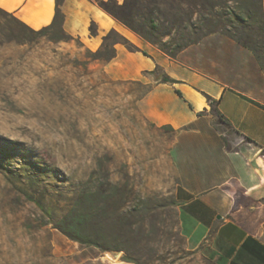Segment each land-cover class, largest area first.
<instances>
[{
	"label": "crops",
	"instance_id": "crops-1",
	"mask_svg": "<svg viewBox=\"0 0 264 264\" xmlns=\"http://www.w3.org/2000/svg\"><path fill=\"white\" fill-rule=\"evenodd\" d=\"M0 8L37 30L52 22L56 3L0 0ZM61 9L64 31L91 49L114 29L147 54L116 45L115 57L101 65L113 92L124 84L109 122L113 116L119 124L114 132L123 134L125 155L137 146L126 163H139L130 168L140 171L146 192L172 196L187 246L215 264H264V86L253 83L251 54L211 35L171 59L92 0H64Z\"/></svg>",
	"mask_w": 264,
	"mask_h": 264
},
{
	"label": "rangeland",
	"instance_id": "rangeland-1",
	"mask_svg": "<svg viewBox=\"0 0 264 264\" xmlns=\"http://www.w3.org/2000/svg\"><path fill=\"white\" fill-rule=\"evenodd\" d=\"M91 48L78 38L0 46V264H135L123 261L122 252L113 262L105 252L81 250L54 226L99 164L111 182L159 201L157 217L143 219V237L128 258L215 264L187 246L172 196L148 194L140 171L130 168L139 163H126L137 146L125 155L123 134L114 132L113 116L109 122L124 84L113 92L103 63L89 61ZM255 65L253 83L264 86V70Z\"/></svg>",
	"mask_w": 264,
	"mask_h": 264
},
{
	"label": "trees",
	"instance_id": "trees-1",
	"mask_svg": "<svg viewBox=\"0 0 264 264\" xmlns=\"http://www.w3.org/2000/svg\"><path fill=\"white\" fill-rule=\"evenodd\" d=\"M63 1L55 0L52 22L37 30L0 8V46L29 45L38 39L50 42L73 40L63 29ZM92 1L125 29L171 59L208 36L220 35L247 50L264 70V0H123L121 4L116 0ZM88 30L90 36L98 35L94 22ZM163 38L169 40L164 42ZM116 45H122L129 52L147 55L111 29L102 36L95 51L88 50L89 61L109 63L116 55ZM154 79L171 82L163 75L154 74ZM209 103L222 120L214 102L209 99ZM98 173L101 175L99 180L96 178ZM170 200L175 206L172 197ZM159 207L157 197L142 198L126 185L111 182L108 172L99 164L54 226L81 250L120 251L123 261L137 264L128 255L143 237L140 225L143 219L156 218Z\"/></svg>",
	"mask_w": 264,
	"mask_h": 264
},
{
	"label": "water",
	"instance_id": "water-1",
	"mask_svg": "<svg viewBox=\"0 0 264 264\" xmlns=\"http://www.w3.org/2000/svg\"><path fill=\"white\" fill-rule=\"evenodd\" d=\"M106 255L111 259V261L115 262L120 258L121 252L120 251H107Z\"/></svg>",
	"mask_w": 264,
	"mask_h": 264
}]
</instances>
